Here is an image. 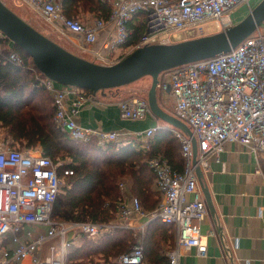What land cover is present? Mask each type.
<instances>
[{
	"label": "built area",
	"instance_id": "1",
	"mask_svg": "<svg viewBox=\"0 0 264 264\" xmlns=\"http://www.w3.org/2000/svg\"><path fill=\"white\" fill-rule=\"evenodd\" d=\"M111 5L109 18H94L91 24L69 17L58 0H16L39 14L60 37L71 38L78 50L88 53L103 65L120 59L115 54L129 40V24L139 14H144V31L131 50L146 44L174 43L180 34L190 38L223 31L235 24L232 12L250 0H104ZM113 24L100 48L94 47L101 31ZM6 35L0 30V54ZM7 61L23 66L24 57L10 52ZM35 75V85L47 90L56 106L55 120L71 139L90 142L97 139L100 145L121 139L118 131H106L84 126L78 121L82 105L96 100V93L70 85H60L30 67ZM161 93H169L174 101V111L192 131V136L174 127V136L181 144L185 161L183 172L173 169L169 160L160 155L149 160L155 175V184L163 193L161 204L150 214L153 218L171 224L176 229V244L164 250L168 261L180 264L189 249L196 247L200 254L207 252L206 235L201 225L208 208L200 195L198 166L206 170L209 160L218 156L228 142H239L256 156L264 155V30L257 29L232 50L214 57L197 60L163 71L157 85ZM121 116L132 120L144 119L153 113L148 97L134 96L118 102ZM158 127L145 130L144 147L149 148V138ZM192 137L197 143V163H194ZM65 165L52 157L12 145L0 143V239L13 234L17 247L5 250L0 264L18 263L32 255L33 264H67L70 242L69 231L100 235L103 230L132 228L133 221L148 216L138 196L126 191L120 181L121 202L116 218L106 222H63L53 217V208L63 187L59 169ZM63 175H73L71 167L63 166ZM256 173H262L260 165ZM47 225L48 232L34 241L19 237L25 225ZM29 233V232H28ZM209 234L213 235L214 231ZM61 239L51 245L46 258L34 253L46 242ZM234 247L238 246L234 240ZM144 246L136 244L131 250L116 258L117 264H144Z\"/></svg>",
	"mask_w": 264,
	"mask_h": 264
},
{
	"label": "trees",
	"instance_id": "2",
	"mask_svg": "<svg viewBox=\"0 0 264 264\" xmlns=\"http://www.w3.org/2000/svg\"><path fill=\"white\" fill-rule=\"evenodd\" d=\"M62 5L72 18H78L77 15L83 12L107 20L111 12V5L104 0H62ZM145 25V15L136 16L129 24L131 34L123 47L136 45ZM14 50L25 57L24 67L7 61V56ZM33 64L20 47H3L0 54V127L5 130L6 138L18 142L21 149L29 151L41 147V153L55 161L69 159L63 166L73 168L74 174L64 176L63 166L59 169L63 183L66 179L54 204L53 217L62 221L91 222L115 219L122 196L119 183L123 178L132 181L136 196L145 195L141 198L147 208L155 209L160 197L150 188L155 175L149 160L162 154L174 170L183 172L185 161L179 140L175 136H166V132H158L149 139V149L142 148L143 142L136 139L128 143L108 141L103 145L97 139L74 141L55 120L56 106L49 103L50 100L54 103L53 97L47 90L34 85L35 75L29 70ZM38 97L44 101H37ZM173 230L174 227L160 219L151 224L145 237L144 252V259L149 264L168 261L161 250L173 248ZM84 239L83 245L69 255V259L76 258L75 264H117L116 257L131 250L136 243L132 231L126 228L109 229L97 238L85 236ZM161 241L165 243L161 245ZM94 256H98L99 261Z\"/></svg>",
	"mask_w": 264,
	"mask_h": 264
},
{
	"label": "crops",
	"instance_id": "3",
	"mask_svg": "<svg viewBox=\"0 0 264 264\" xmlns=\"http://www.w3.org/2000/svg\"><path fill=\"white\" fill-rule=\"evenodd\" d=\"M2 1L19 14L14 8V6L20 7V5L16 3V0ZM58 1L62 3V0ZM22 6L26 7L27 10L32 11L35 15L43 19L29 6L21 5V7ZM245 8L243 12L247 13L248 11L246 10L245 12ZM19 15L22 17L23 14ZM77 17L87 24H91L95 18L92 15H88L83 12L79 13ZM240 17L242 18V15H235L234 22H238L241 19ZM26 21L28 22V20ZM112 32L113 24L109 23L101 31L98 40L94 44L95 49L100 48L108 34ZM67 39L71 46L78 50L72 39ZM5 46L13 47L14 45L9 39L8 42H3V47ZM130 49L131 48L129 47H121L115 51V54L117 56L119 55L118 59H122L127 55ZM88 55L91 56L90 54ZM89 60H93L92 56ZM32 66H35V64L29 66V70L31 72L32 69L30 67ZM140 84L145 85L147 84V81L141 80ZM138 89L139 88L136 84H129L97 92L95 101L88 100L82 105L77 117L78 121L84 126L106 131H118L121 133L120 141L123 140V143H128L129 141L136 139L143 142L141 146L144 149L145 137L143 133L149 128L158 127L149 138L147 137V141H149L152 137L154 138L158 132H166V136L168 137L174 136V126L162 120L154 113L148 114V116L140 120H132L121 116L118 102L121 99L140 96L136 94V90ZM48 94L52 97L50 93ZM37 101H44V99L42 98L40 100L38 97ZM158 102L164 110L173 114L174 101L169 93L164 94L158 91ZM49 103L52 107H54V103L51 100ZM0 130L4 129L0 127ZM153 141H155V139H153ZM161 155L162 154H160V156ZM258 164L260 165L262 173H256L255 169ZM202 171L204 173L203 181L208 187L214 208L213 212L206 200L202 186L199 182L201 198L205 201L208 208V214L201 225L202 232L207 236L206 240L208 248L206 254L203 255L198 252L196 247H192L188 250L186 255L181 258L180 264H264V155L260 154L256 156V154H254L242 143L235 141L228 142L225 144L224 149L218 156L210 158L209 168L206 170L202 169ZM123 180L122 181L125 184L126 191L130 192L132 195H136L132 187V181L129 178H123ZM150 188L160 197V203L156 206L157 208L163 200V193L157 188L155 184V177L150 184ZM141 197L144 199L145 195H141ZM141 197L142 206L149 214L148 216L133 221V227L129 228V230L132 229L130 231L136 235V243L134 245L142 244L145 251V237L148 234L151 224L155 220V218L150 216V214L156 208L153 210L147 208ZM63 222L71 221L63 220ZM166 225L171 224L166 223ZM171 226L174 227L173 225ZM48 228L49 227L47 225L27 224L19 233V237L23 241H34L40 235L47 234ZM107 230L109 229H106L105 232ZM210 231H214V234H209ZM173 232L174 248L176 244L175 227ZM10 234L11 237H8L7 235L6 237L0 239V258L4 254L5 250L12 251L17 247V242L13 240V234ZM81 234L85 233L71 230L67 234V238L70 242V245L67 248V264H69V255L80 247V245H76V239ZM234 240H237V247H234L233 245ZM60 242V238L52 239L46 242L34 254L36 256L46 258L50 255V246L59 245ZM164 243L165 242L161 241V245ZM164 250H161L162 254H164ZM10 264H33V258L32 255H30L18 263ZM144 264H149V261L144 259Z\"/></svg>",
	"mask_w": 264,
	"mask_h": 264
},
{
	"label": "water",
	"instance_id": "4",
	"mask_svg": "<svg viewBox=\"0 0 264 264\" xmlns=\"http://www.w3.org/2000/svg\"><path fill=\"white\" fill-rule=\"evenodd\" d=\"M260 28L264 29V0L243 19L223 31L174 43L146 44L133 49L113 64L103 65L65 48L0 0V30L31 57L35 66L46 76L62 85L89 89L95 93L151 76L152 84L148 91L151 111L190 136L192 131L188 125L159 105V75L176 66L228 52ZM192 144L194 163H197L198 150L194 137ZM196 172L206 200L214 212L210 192L203 181L202 168L198 166Z\"/></svg>",
	"mask_w": 264,
	"mask_h": 264
},
{
	"label": "rangeland",
	"instance_id": "5",
	"mask_svg": "<svg viewBox=\"0 0 264 264\" xmlns=\"http://www.w3.org/2000/svg\"><path fill=\"white\" fill-rule=\"evenodd\" d=\"M260 1L261 0H250V3H245V5L244 4L240 5L239 7H237L233 11L234 13L232 12L233 18L235 17V15L237 16V15L240 14V16L242 15V18L241 17L240 18L243 19L249 13V11L252 8H254ZM14 8L19 14H21V15L23 14L22 17L25 18L26 20H28V22H30L31 25L35 26V28H38L39 31L41 30L42 33L47 34V36H49L50 38L54 39L55 41L60 43L65 48L71 50L72 52H74V53H76V54H78V55H80V56H82L84 58L91 59V56H89L87 53L86 54L85 53H81L75 47L71 46V44L67 41L68 39L66 37H59L56 33H54L48 23L44 22L43 19H41L40 17L35 15L32 11L27 10L26 7H24V6H22V7L21 6L20 7L14 6ZM244 8H245V12H246V10L248 11L247 13L243 12ZM235 23H237V22H235ZM189 38H190V34H187V33L180 34L178 36V39L175 42L182 41V40L189 39ZM141 80L147 81V84H145V85L144 84H140ZM130 84H132V85L136 84L137 87L139 88L138 90H136L137 91L136 94H138L140 96H143V97H148L147 95H148V91H149V89L151 87V84H152V77L151 76H144L141 79L137 80L136 82H133V83H130ZM0 142L3 143L6 146L12 145V146L23 148V147L20 146V144L18 142H11L10 139L6 138L5 130H0ZM120 142H124V141L123 140L117 141V143H120ZM29 151H31L34 154H37V153H39L38 151L42 152V149L40 147V148H38L36 150L33 149V150H29ZM58 161H61L64 164H66V162H69V159H59ZM65 179L66 178H64V184H65ZM62 191H63V188H62L61 192ZM130 230H132V229H130ZM104 233H105V230H103L100 235H97V236L92 237V238H97V237L103 235ZM7 235H8V237H11L10 233L7 234ZM85 236H87V235H85V234L79 235V237L76 239V245L77 246L80 245V247H81L83 245V243L85 242V239H84ZM133 237H136V235L133 234ZM89 239H91V238H89ZM71 255L72 254H70V256ZM94 257L96 258V261H99L98 256H94ZM82 259H83V257H81L79 260L81 261ZM110 259H112L114 261L113 257H110ZM76 261H77L76 258H70L69 259V264H75Z\"/></svg>",
	"mask_w": 264,
	"mask_h": 264
}]
</instances>
